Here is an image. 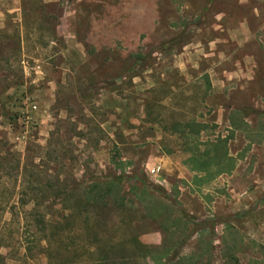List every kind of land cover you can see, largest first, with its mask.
<instances>
[{"label": "rangeland", "instance_id": "obj_1", "mask_svg": "<svg viewBox=\"0 0 264 264\" xmlns=\"http://www.w3.org/2000/svg\"><path fill=\"white\" fill-rule=\"evenodd\" d=\"M246 2L0 0V264H94L104 250L264 264V47L244 87L219 69L232 15L264 21V0ZM192 121L197 147L175 125ZM219 138L232 170L193 169ZM116 176L125 205L113 193L96 213L80 187ZM132 184L169 219L147 217Z\"/></svg>", "mask_w": 264, "mask_h": 264}, {"label": "trees", "instance_id": "obj_2", "mask_svg": "<svg viewBox=\"0 0 264 264\" xmlns=\"http://www.w3.org/2000/svg\"><path fill=\"white\" fill-rule=\"evenodd\" d=\"M175 125L179 127L181 126V133L183 137H186L187 144L190 145V147L192 145H196L197 147L198 141L196 138L199 137L204 125L193 121L187 123L178 122ZM210 144L212 146V150L208 152L210 159L207 158L203 160L201 165L197 164L196 166H192V168L198 171L205 172L206 176L211 174H213L212 176H216L223 172L231 171L233 168V158L228 152L227 140L225 138H219L216 142H211ZM192 155L196 156L197 154L193 153ZM214 166L217 168V170L215 171L211 170V167ZM122 171L124 172L125 170L122 168ZM196 179L200 181L203 180L201 175L198 176ZM80 190H82L86 194V204L92 205V210L96 213L100 214V210L102 209L101 204L104 198L113 193H117V198L120 201L119 203L121 205H125V188L120 177L116 176L103 181H93L87 185L81 186ZM130 191L134 192L136 199H138L144 206L146 212L145 215L147 217L159 219L165 214H167L170 205L165 200L158 198L152 192H150L146 184H144L142 187L138 184H132ZM181 216L182 217L176 218V220L179 221L178 223H181V221L183 220L184 214H182V212ZM167 218L169 219L168 214ZM178 223L176 222L172 227L173 229H170L171 233H176L178 231L176 228L179 225ZM140 248L142 251L141 255L145 257L151 255L152 248H150L149 246H144ZM102 253L103 256L98 258L97 261L93 262L94 264H137V254H122L121 256L112 258L109 256V254H106L108 253L106 250L102 251ZM154 259L156 264H201V262L199 261L200 256H196L195 254H188L182 256H180V254H177V256L166 255V261H162L156 258ZM222 264H242V262L233 251H228Z\"/></svg>", "mask_w": 264, "mask_h": 264}, {"label": "crops", "instance_id": "obj_3", "mask_svg": "<svg viewBox=\"0 0 264 264\" xmlns=\"http://www.w3.org/2000/svg\"><path fill=\"white\" fill-rule=\"evenodd\" d=\"M244 1L247 3V0ZM240 3H243V0H240ZM254 19H256V22L258 21L257 25L253 23ZM263 23L264 21H262V17L259 14H254L251 17L247 15L239 17L232 15V30L229 31V38L232 39V66L228 69L219 68L220 70L229 71L228 81L221 84L223 87L227 84L231 88H234L235 84L238 87H244L243 83H239L242 79L252 80L256 77L254 75L255 71L258 70L256 56L259 54L257 49L264 47ZM235 55L242 56L243 59L235 57Z\"/></svg>", "mask_w": 264, "mask_h": 264}]
</instances>
